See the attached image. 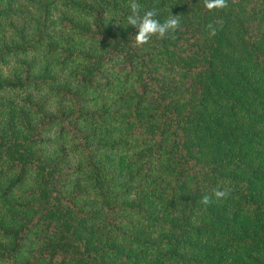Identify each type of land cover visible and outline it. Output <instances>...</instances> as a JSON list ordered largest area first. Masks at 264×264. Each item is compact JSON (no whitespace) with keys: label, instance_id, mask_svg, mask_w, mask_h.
I'll list each match as a JSON object with an SVG mask.
<instances>
[{"label":"trees","instance_id":"trees-1","mask_svg":"<svg viewBox=\"0 0 264 264\" xmlns=\"http://www.w3.org/2000/svg\"><path fill=\"white\" fill-rule=\"evenodd\" d=\"M24 2L0 6V264H264V0H136L180 19L140 47L131 0Z\"/></svg>","mask_w":264,"mask_h":264},{"label":"clouds","instance_id":"clouds-1","mask_svg":"<svg viewBox=\"0 0 264 264\" xmlns=\"http://www.w3.org/2000/svg\"><path fill=\"white\" fill-rule=\"evenodd\" d=\"M130 14L127 16V24L136 27L138 34L132 38V42L137 46H143L150 42L152 37L164 39L169 32L175 33L180 27V19L178 15H170L161 23L154 17L157 13L153 10H147L141 15V5L136 0H131L128 5ZM228 6L227 0H204V7L208 11L221 10ZM211 35H215V29L212 25H208ZM229 195L228 188H214L210 195L201 198V203L207 207L210 203L220 201Z\"/></svg>","mask_w":264,"mask_h":264},{"label":"rangeland","instance_id":"rangeland-1","mask_svg":"<svg viewBox=\"0 0 264 264\" xmlns=\"http://www.w3.org/2000/svg\"><path fill=\"white\" fill-rule=\"evenodd\" d=\"M7 2H10L13 6H18L21 10H28L27 5L25 4L24 0H0V6L5 5ZM58 10L56 8L54 9V13H57ZM21 20L20 19H12V22L15 24H18ZM2 32L8 34L9 26L8 25H2L1 27ZM9 69V68H8ZM6 70V68H4ZM1 210H3V207H1Z\"/></svg>","mask_w":264,"mask_h":264}]
</instances>
